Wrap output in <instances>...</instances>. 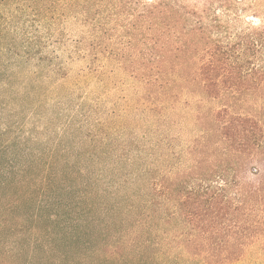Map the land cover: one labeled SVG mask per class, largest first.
<instances>
[{
    "label": "trees",
    "instance_id": "obj_1",
    "mask_svg": "<svg viewBox=\"0 0 264 264\" xmlns=\"http://www.w3.org/2000/svg\"><path fill=\"white\" fill-rule=\"evenodd\" d=\"M198 1L0 0V264H239L257 240L264 253V17L237 28L241 0ZM64 57L96 79L116 63L153 114L221 101L197 106L189 167L167 170L161 117L150 145L102 123L82 139L72 119L50 141L16 119L15 72L64 74Z\"/></svg>",
    "mask_w": 264,
    "mask_h": 264
},
{
    "label": "rangeland",
    "instance_id": "obj_2",
    "mask_svg": "<svg viewBox=\"0 0 264 264\" xmlns=\"http://www.w3.org/2000/svg\"><path fill=\"white\" fill-rule=\"evenodd\" d=\"M185 1L189 5L200 3L198 0ZM235 7H246L240 12V24L236 26L237 28L247 26L248 22L252 25L259 22V19L253 17L255 9L260 10V19L264 17L263 0H259L258 5H255L253 0H241L236 2ZM60 27H64L70 37L76 38L79 35V29L71 20L64 22ZM71 45V42L67 43L68 47ZM63 62L66 74L55 73L52 68L47 71L48 77L42 75L37 81H33L32 74L31 81L20 82L25 80L24 76L27 73L31 74L35 69L31 65L15 72L10 90L4 97L8 102L6 106L15 112L16 119H25L22 121L28 127H31L32 123H38L39 129L43 125H49L50 134L43 131L41 135L42 139L50 141L54 139L56 133L62 131V125L72 119L76 122L85 121L81 132L72 134L74 137L78 134L84 139L90 129L96 131V126L102 123L107 127L102 131L118 138V143H128L137 138V142H146L145 145H150L152 127L150 121L161 117L169 122L161 131L166 139L161 149L165 153L163 161L167 170L174 174L189 167L191 157L188 149L197 133L195 125L197 106L202 104L205 108H215L221 105V101L186 95L182 103L176 107L169 106L163 113L153 114L145 108L146 103L140 99L144 87L130 76L129 72L119 69L116 63L115 65L105 61L103 78L96 79L84 74L81 62H71L66 57L63 58ZM42 73L46 75V71ZM35 90L38 92L34 93ZM21 103L27 105V108L20 109ZM82 113L88 115L87 119H84ZM74 147H77V144ZM102 166V162L97 164V167ZM261 247L262 243L259 240L246 247L239 264H264Z\"/></svg>",
    "mask_w": 264,
    "mask_h": 264
}]
</instances>
